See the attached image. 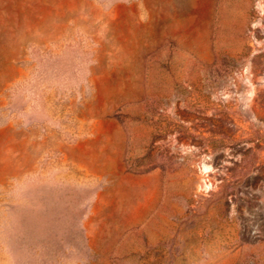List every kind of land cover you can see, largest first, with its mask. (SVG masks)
<instances>
[{"label":"rangeland","instance_id":"obj_1","mask_svg":"<svg viewBox=\"0 0 264 264\" xmlns=\"http://www.w3.org/2000/svg\"><path fill=\"white\" fill-rule=\"evenodd\" d=\"M0 264H264V0H0Z\"/></svg>","mask_w":264,"mask_h":264}]
</instances>
